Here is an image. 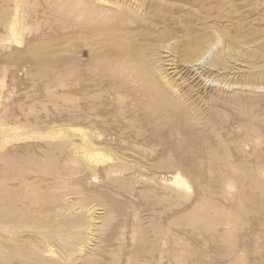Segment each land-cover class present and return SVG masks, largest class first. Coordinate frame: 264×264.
I'll return each mask as SVG.
<instances>
[{
	"label": "rangeland",
	"instance_id": "rangeland-1",
	"mask_svg": "<svg viewBox=\"0 0 264 264\" xmlns=\"http://www.w3.org/2000/svg\"><path fill=\"white\" fill-rule=\"evenodd\" d=\"M0 264H264V0H0Z\"/></svg>",
	"mask_w": 264,
	"mask_h": 264
},
{
	"label": "bare ground",
	"instance_id": "bare-ground-1",
	"mask_svg": "<svg viewBox=\"0 0 264 264\" xmlns=\"http://www.w3.org/2000/svg\"><path fill=\"white\" fill-rule=\"evenodd\" d=\"M176 181H178L177 179H176ZM175 182V181H174ZM176 183V182H175ZM180 183V182H179ZM180 185V184H179Z\"/></svg>",
	"mask_w": 264,
	"mask_h": 264
}]
</instances>
